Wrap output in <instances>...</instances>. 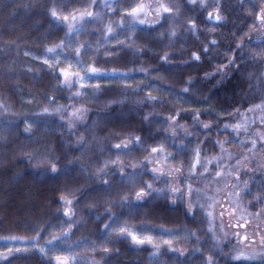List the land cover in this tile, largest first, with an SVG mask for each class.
<instances>
[{
  "label": "trees",
  "instance_id": "1",
  "mask_svg": "<svg viewBox=\"0 0 264 264\" xmlns=\"http://www.w3.org/2000/svg\"><path fill=\"white\" fill-rule=\"evenodd\" d=\"M134 1L118 0V4L127 8ZM85 2L0 0V238L43 240L57 231L68 221L60 200L65 195L73 199L76 213L70 237L93 243L94 256L101 264H181V252L186 247L180 253L158 249L164 260L157 262L151 258L153 248L103 232L104 225L112 220L109 212L127 226L150 225L184 232L203 228L196 220L199 214H190L183 203L172 204L149 196L136 202L135 193L143 188L145 175L124 179L121 168L127 177L129 162L144 158L150 152L149 146L166 141L164 137L171 138L173 129L168 117L177 113L175 130L191 131L199 142L208 139L216 144L233 137L217 128L243 109V97L251 83L228 61L252 44L254 36L248 31L258 15V5H263L261 0H254L243 8L235 7L225 27L213 21L215 31L226 35L220 36V42L211 45V51L200 61L192 60L186 52L181 56L172 53L168 61H163L161 57L168 49L137 33L135 51L115 48L95 63L103 69L123 71L126 78L116 77L110 84L84 90L77 96L62 86L61 78L44 59L46 49L59 43L66 32L52 21L50 8L56 5L62 15H70L80 11ZM237 44L242 47L238 49ZM253 45V53L264 55V42ZM237 63L241 69L242 62ZM218 68L222 71L215 72ZM44 108L50 112L45 113ZM54 108L63 111H51ZM76 109L86 111L73 115ZM197 112L198 120L194 115ZM204 124L210 127L205 129ZM149 134L152 138H148ZM136 136L147 139L135 146ZM129 139L134 150L121 154L119 161L112 163L117 161L113 146ZM191 143L189 140L179 154L185 162L191 157ZM214 149L215 145V152ZM45 157L56 162L60 171L52 174L50 164L37 163ZM101 176L107 185L99 179ZM125 196L132 201V207L121 203ZM205 233L199 235L208 237ZM193 244L197 245L195 241ZM199 246L201 252L194 257L196 260L206 261L211 255L217 264H234L227 248H214L212 239L201 241ZM0 264L53 263L27 250L10 254Z\"/></svg>",
  "mask_w": 264,
  "mask_h": 264
},
{
  "label": "rangeland",
  "instance_id": "2",
  "mask_svg": "<svg viewBox=\"0 0 264 264\" xmlns=\"http://www.w3.org/2000/svg\"><path fill=\"white\" fill-rule=\"evenodd\" d=\"M245 1L196 0L195 5H189L188 0H135L133 6L136 4L154 6L159 3H171L177 5L179 11L172 14V19L165 20L157 17L154 7H148L145 13L141 15L144 23L141 24L136 21L134 28H130V21L121 24V17L125 16L126 12L120 11L123 7L118 4V0H96L95 4H92V0H86L81 10L75 14L79 16L82 11H91L94 13L95 19L87 18L89 22L82 26L79 20L71 21V15H69V21L61 20L58 22L66 31L61 40L64 41L65 47L57 49V52H62V55L54 63L53 59L56 53L45 51V58L49 59V65L52 64L51 67L61 78L62 86H64V77L61 75V69L70 73L80 72L81 75H84L85 70L90 66H95L109 74L116 73L99 81V86L107 85L116 77H121V74L126 73L120 70L100 68L96 66V60L115 48L135 51L136 43H138L136 40L137 33H141L143 38L148 36L155 42L161 43L163 47L168 49L167 55L173 53L179 56L186 52L191 57L192 52H200L202 56L211 51V45H213L211 41L215 40L216 44L214 45H217L220 42V36L225 37L226 35L220 33L221 31L219 33L215 31L217 26L215 27L213 21L217 11L223 17L218 24L220 27H225L227 18L231 17L230 14L235 7L243 8L244 4L254 3V0ZM261 7L258 5L257 14ZM209 12L213 13V20L208 19ZM168 15V13L164 14V16ZM192 19H195L196 23V30L194 31H190ZM69 23H73L78 31L74 30L70 35H66ZM110 23L113 25L111 33L107 32ZM261 25L262 22L256 16L252 29L248 31L254 36L252 44L241 53L244 57V61L241 63V75L251 83L249 91L243 97L246 102L243 104V109L237 110L231 115L229 122H224L217 128L218 132H228L233 137H225L222 141L211 144L214 140L209 142L208 139H203L202 142H199L197 135L191 131L180 132L175 130V135L172 133L169 140L159 143L164 145L163 153L158 157L159 163L156 159H153L152 163L147 162L145 157L149 156V152L141 160L129 162L127 166V176L133 172L141 173L132 179H138V177L145 175L144 180H142L143 187L151 183L154 189L161 190L153 192L149 196L153 200H167L172 204L180 202L185 204L186 209L190 199L195 204L203 205L202 209L197 207L195 210L199 214L196 216V220L202 224L203 228L184 232L179 229L150 225L127 226L118 221L119 225L126 226L129 232H134L138 237L151 236L153 240L151 244L147 242L137 244L127 233L117 234L104 227L103 232L105 234L114 233L116 237H126L137 245L153 248L151 258L157 262L164 260L157 249L165 248L169 253H180L186 247L181 257V264H205V260H196L194 257L201 252L199 246L201 241L210 238L215 244L214 248H227L230 260L234 264H264L259 256L249 260L234 259L241 252L245 256H252L264 251V245L261 244V239L264 238V204L258 202L261 193L264 192V99L261 98V92L257 90V77L264 79V55L253 53L254 50L251 48L253 44L264 42V27ZM173 31L176 33L175 37L171 35ZM116 37H119V42H117ZM61 41L55 45L60 44ZM81 45H85V48L81 50L82 55L80 57L83 68L77 66L75 55L76 48ZM205 45H208L207 53L203 52ZM210 56L214 59L213 54ZM65 57L69 59H65ZM220 71L222 68H218L215 72ZM69 80L73 81L71 90L75 94L77 91L97 89L96 80L85 83L83 88L75 82L72 76H69ZM225 124L229 125L228 128H225ZM236 125H240V127H236ZM181 136L183 137L179 138ZM189 140L193 141L191 143L193 145L190 152L191 157L185 162L183 159L181 160L179 154ZM254 142L255 147H253ZM214 145L216 146L215 152L212 150ZM211 150L213 153H209ZM197 151L200 153V164L193 168ZM165 154L170 155V159L165 160ZM152 155L155 156V154ZM141 164L146 165V168H141ZM112 165L110 164V166ZM154 167L162 171L153 173L151 170ZM174 169L180 171H173ZM216 173H220V175H216ZM153 177L156 178L153 179ZM245 182H247L246 189ZM173 188L178 189V191L174 193ZM189 189L192 190L191 197ZM241 190H243L241 199L237 202L234 193ZM181 193L183 199H178L177 197ZM111 223L112 220L107 224ZM234 224L236 227L233 226ZM61 226L67 230V224L63 223ZM61 226L55 231L56 233H60ZM203 231L207 232L205 234L208 237L199 235ZM51 234L43 240H39V237L33 239L0 238V261L10 255L9 249H11V254L34 250L53 264H101L94 256L95 245L90 241L72 239L69 232L67 237L49 243L52 240ZM245 235L248 237L247 240L243 239ZM165 241H171V245ZM193 241L197 245L193 244ZM170 247L177 251L170 250ZM209 250L213 251L212 249ZM57 257H60V260H57Z\"/></svg>",
  "mask_w": 264,
  "mask_h": 264
},
{
  "label": "snow or ice",
  "instance_id": "3",
  "mask_svg": "<svg viewBox=\"0 0 264 264\" xmlns=\"http://www.w3.org/2000/svg\"><path fill=\"white\" fill-rule=\"evenodd\" d=\"M96 0H92V4H95ZM189 5H195L196 4V0H188ZM261 4L264 5V0H261ZM148 7H154L156 15L158 18H163L165 20H170L173 18L172 14L174 12H178V6L175 4H171V3H159L156 4L154 6H149V5H144V4H136L135 6L132 5H128L127 8H121L120 11L122 12H126L125 16L121 17V24H124L125 21H130L131 23L129 24L130 28H134L135 22L139 21V23L143 24L144 20L141 19V15L145 13L146 8ZM165 13H168V16H164ZM71 21H77L79 20L81 22V25L83 26L84 24L88 23L89 20L87 18H93L94 17V13L91 11H82L79 13V16H77L75 14V12L71 13ZM50 17L52 19L53 22H60L61 20L63 21H69V15H62L61 11L59 10L58 6L53 5L50 8ZM257 18L262 22V27H264V6H262L260 8V12L257 15ZM208 19L209 20H213V13L209 12L208 13ZM223 19V17L219 14V12L217 11V14L214 17V21L215 23H219L221 22V20ZM191 24V28L190 31H194L196 30V23H195V19H192L190 21ZM68 27V33L66 35H70L72 31L76 30L78 31V29H75L74 24L73 23H69L67 25ZM113 31V25L110 23L107 27V32L111 33ZM173 37H175L176 33L175 31L172 32L171 34ZM117 42H119V37H116ZM131 39V38H130ZM211 44H216V41L213 40L211 41ZM70 46V45H69ZM65 47V43L64 41H61L60 44L55 45L54 47H49L46 49L47 53H56V56L53 59V63L55 62L56 59H58L60 57V55H62V52L58 53L57 49H63ZM238 49L242 47V45L237 44L236 46ZM85 48V45H81L80 47L76 48L75 50V55L77 58V66L80 68H83V64L80 63V57L82 55V49ZM119 51V49H118ZM204 53L208 52V45H205L204 49H203ZM112 54V53H109ZM65 59H69L68 57H65ZM161 59L163 61H168L169 60V56L166 54L163 57H161ZM191 59L194 61H200L201 60V53L200 52H192L191 53ZM237 60H239L240 62L244 61V57L241 54L239 57H236L235 54H233V59L228 61V64L232 65L236 70H240V64L237 63ZM44 62L46 64L50 63L49 59L45 58ZM50 66H52V64H50ZM221 67H225V65H221ZM116 73L113 72L111 74L106 73L101 71L100 69H98L95 66H90L89 68H87L84 72V75H81L80 72H75V73H70L68 71H65L63 69H61V75L64 77L63 83L65 87H68L69 89H71L73 81L69 80V76H72L75 80V82L80 84V87L83 88L85 86V83H90L93 80L97 81V88L99 89V81L104 78V77H110L111 75H115ZM123 77L126 78L127 74H121ZM206 77L209 76V74H205ZM249 79H251V77H249ZM251 87V85H250ZM257 90L261 92V98L264 99V79H261L260 77H257ZM185 92L188 91L187 88L184 89ZM76 95L79 96L80 92L77 91ZM149 98L150 99H154L151 98V94H149ZM45 113H49L50 109L49 108H44L43 110ZM51 111L53 112H62L63 109L61 108H54L51 109ZM83 111L86 110H81V109H76L74 110L73 115H75L76 113H83ZM196 119L198 120L200 113L197 112L194 114ZM179 116V113H177L175 116L170 115L168 117V120H170L172 123L169 125L172 129H173V135H175V126H176V119ZM145 120L148 119L147 116L144 117ZM35 123V122H33ZM228 124H225V128H228ZM203 127L205 129H208L210 126L208 124H204ZM236 127H240V125H236ZM148 138H152L151 134H149ZM83 138H81L82 140ZM147 138H142L140 136H136L135 137V146H140L142 144L145 143V140ZM164 140L169 139V137H164ZM114 149L116 150V155H117V161H112V163H116L119 161V157L121 154L124 155H128L130 154L133 150V141L131 139L129 140H124L121 141L120 143H116L114 146ZM151 151L149 156L145 157V159L147 160L148 163H152L153 159H156L157 163H159V159L158 157L160 156V154L163 153L164 150V145L163 144H158L157 146H149ZM253 147H255V142L253 143ZM147 150V149H145ZM21 151H23V149H21ZM152 154H155V156H153ZM34 155L33 154H30ZM164 159L168 160L170 159V155L165 154L164 155ZM29 162H31V159L29 160ZM37 163H48L51 165V173L52 174H56L58 171H60V169L57 166V163L54 162L50 157H45L44 159H38ZM197 164H200V153L199 151L196 152V162L195 164L192 165L193 168L196 167ZM108 162H105V167H107ZM133 167H136V165H133ZM141 168H146V165L141 164L140 165ZM101 172H103V169H100ZM153 173H157V172H161V169L158 168H152L151 170ZM173 171H180L179 169H174ZM114 174V173H113ZM141 173H129L127 177H124L123 174V166L121 168V177L124 179H132L133 177L140 175ZM105 176H107V173H104ZM216 175H220V173H216ZM156 177H153V179H155ZM99 179L103 180L104 183L107 185L108 181L104 179L103 176L99 177ZM247 188V182H245V189ZM161 191L159 189H154L152 184L149 183L147 184L145 187L141 188L138 192L135 193V200L136 202H142L145 196H150L152 195L153 192H158ZM172 191L175 193L178 191V189L173 188ZM241 191H236L234 193V195L237 197V202H239V200L241 199ZM191 193L192 190L189 189V195L191 197ZM230 195H233V193H230ZM178 199H183V194L181 193L179 197H177ZM60 200L62 202V204L64 205V213L63 215L66 217H69V220L66 221L65 223L67 224V230H65V228L63 226H61V231L60 233H56L55 231L51 234L52 235V240L49 241V243H53L54 241H56L57 239H62L64 237H67L68 233L71 231L72 225L74 223H76V221L72 220L71 217L75 216V209L73 207V199H69L67 196L65 195H61ZM258 202L264 204V192L261 193L260 198L258 200ZM122 204H125L128 207H132L133 203L132 201L128 200V197L125 196L123 197V200L121 201ZM203 208V205H198L195 204L191 201H189V206L187 208V211L192 214L195 215V210L196 208ZM109 218L112 219V223L111 224H105L104 227L105 229H111L112 232L117 233V234H124L127 233V235L131 236V239L136 242L137 244H144L145 242L151 244L153 242L152 237L151 236H146V237H138L134 232H129L128 228L126 226L123 225H119L118 221L116 219H113V215L111 212H109ZM244 240H247L248 237L247 235H245L243 237ZM106 243V241H105ZM165 243H168L169 245H171V241H165ZM261 244L264 245V238L261 239ZM105 251H108L107 248L104 249ZM158 250V249H157ZM170 250L172 251H177L176 249H172L170 247ZM199 250V249H197ZM41 251H44V249H41ZM9 254H11V249H9ZM184 253L181 252V255H183ZM256 256H259L262 261H264V251H262L261 253L258 254H253L252 256H245L242 252L238 253L234 259L236 260H240L241 258L249 260V259H255ZM57 260H60V257H57ZM205 264H217V262L214 260V258L209 255L205 261Z\"/></svg>",
  "mask_w": 264,
  "mask_h": 264
},
{
  "label": "flooded vegetation",
  "instance_id": "4",
  "mask_svg": "<svg viewBox=\"0 0 264 264\" xmlns=\"http://www.w3.org/2000/svg\"><path fill=\"white\" fill-rule=\"evenodd\" d=\"M233 226H234V227H236V225H235V224H234Z\"/></svg>",
  "mask_w": 264,
  "mask_h": 264
}]
</instances>
